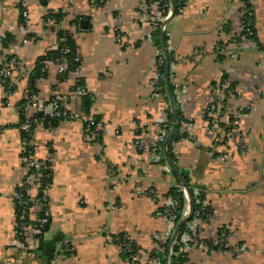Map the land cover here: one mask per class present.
Masks as SVG:
<instances>
[{"label":"crops","instance_id":"crops-1","mask_svg":"<svg viewBox=\"0 0 264 264\" xmlns=\"http://www.w3.org/2000/svg\"><path fill=\"white\" fill-rule=\"evenodd\" d=\"M144 3L0 0V69L10 58L21 63L9 91L0 82V264H128L118 243L121 236L150 254L165 232L161 206L180 183L170 169L164 170L166 162L155 163L150 152L134 145L137 139L153 141L155 121L166 107L170 110L163 94L152 95L160 29L144 20ZM250 5L256 49H238L232 41L239 32L237 0H185L183 12L164 26L166 51L179 57L171 82L183 90L173 86L174 94L182 114L194 122L192 138L173 147L174 167L204 193L210 213L200 227L205 247L179 242L185 264H264V0ZM58 13L63 14L59 24L45 23L49 14ZM59 30L73 34L81 69L61 81L57 66L46 62V75L35 85L37 99L59 98L65 108L81 111L84 100L66 99L79 79L88 95V115L103 126L95 140L87 139L77 121L34 128V157H51L45 191L50 218L40 239L30 232L20 240L13 195L26 174L22 108L34 67L56 48ZM221 34L227 54L215 51ZM28 37L33 40L24 43ZM226 76L237 95L225 103L222 123L234 127L236 137L216 147L225 128L208 132L201 115L211 101L212 84ZM238 142L245 151L237 150ZM222 153L228 154L224 162L216 159ZM221 232L226 235L223 250L210 245ZM41 243L55 246L50 263L38 251Z\"/></svg>","mask_w":264,"mask_h":264},{"label":"built area","instance_id":"built-area-1","mask_svg":"<svg viewBox=\"0 0 264 264\" xmlns=\"http://www.w3.org/2000/svg\"><path fill=\"white\" fill-rule=\"evenodd\" d=\"M239 1V32L235 38L232 39L234 42L235 48H252L256 49V42L252 38L253 34V10L249 11L246 8L245 2L243 0ZM249 3L251 0H248ZM177 13L173 14V17L179 16L184 9L185 0H177ZM165 11L159 9V2L153 0H145V3L142 7L144 13V20H146L152 29L161 30L162 22L170 16L171 8H167L165 5ZM23 20L26 23L27 14L25 11H22ZM52 19H47L45 23H53ZM164 29V27H163ZM117 33V40L120 41V35ZM221 34L220 39L215 45V51L221 54H227L226 45L224 44L225 38ZM33 40V38H27L23 42L27 43L28 41ZM154 55L152 73L153 77L151 80V89L153 97H160L162 93L161 82L164 81V74L160 72V67H164V55L162 50L158 47L156 48ZM67 50H63L65 53ZM74 61L77 62V67L74 71L69 72L68 74H78L81 69L80 57L77 55L74 58ZM179 62V57L174 55L173 60L169 63V72L172 74L174 69H176L177 63ZM57 66V74H63L66 72V61L64 59L57 60L54 63ZM21 71V63L16 58H10L7 60L5 65L0 69V82H5L8 84L7 89L9 91L12 86L13 78L18 77V74ZM8 80V81H7ZM79 79L75 80L72 88L67 94L66 99L68 101H74L80 99L86 94L85 89L82 85L78 84ZM173 86L180 93L182 92V87L179 84H176L173 79ZM236 89L235 85L231 82L228 76L220 78L215 81L211 86V101L206 105L202 111V119L204 117L209 118V122L205 123V129L210 133H217L222 123L223 118V108L225 103L228 100L236 98ZM179 105V102H178ZM180 107V106H179ZM162 113V118L158 121H155V125L158 127V131L153 139V141L146 143L143 139H137L134 142L136 149L142 152H150L153 156L155 163L163 162L164 158V141L171 130L172 121L168 120V114L170 110L168 107L165 108ZM181 110V109H180ZM24 114V121L20 124V131L23 135V140L25 142V148L23 150L22 161L26 169L25 176L21 179L14 195L13 199L15 202L16 209V237L20 240L25 239L28 233L36 234L35 237L39 238L42 235V231L46 228L50 212L48 208V199L46 196V189L48 188L49 175L42 173L44 170H50L51 157L47 156L42 160H38L34 157V148L32 146L31 140L34 128L46 121L47 127L51 128L53 121L59 122H72L77 121L81 122L84 126V131L88 140H95L101 133L103 124L101 122L94 121L89 115L84 114L82 111H71L65 108L60 102L59 98H53L48 103H42L37 99L36 95L28 94L26 103L22 108ZM182 114V111H181ZM179 126V134L182 136V139L190 140L192 138V130L194 128V122L182 114V119L179 122H175ZM227 127V126H226ZM236 129L231 127L230 129L224 130L222 138L215 141L216 147H221L231 142L235 137ZM177 143V142H176ZM173 143V147L176 145ZM237 150L243 152L246 149V146L243 143H236ZM210 155L214 156L213 152H210ZM216 159L219 161H226L228 159V154L222 153L219 156H216ZM164 170H169V167L164 165ZM178 192L182 195L184 209L179 211L180 200L178 197L167 196L163 200L159 218H161L166 223V230L161 237L158 238V244L153 250L152 253L146 254L140 251V249L134 244V242L126 236H121L118 239L119 246L122 253L126 257L128 264H169V256L171 255V247L168 248L169 242L176 224L178 223V217L181 215V218L186 214L188 210V198L186 195L185 189L180 185ZM193 196L196 198V204L199 205L198 211L195 213L193 218H191L187 223L188 236L184 234L181 236L180 241L186 243L190 241L199 247H205L203 240L200 237V227L201 223L204 221L201 219V213L204 211V208L207 207L206 199L204 198V193L199 189L192 188ZM136 193H140L137 191ZM150 195H153V191L149 192ZM208 208V207H207ZM206 219L209 218L210 213L205 214ZM180 218V219H181ZM179 236V235H178ZM220 237L212 239L210 245L216 247L217 249L223 250L225 248L226 235L221 232ZM179 241V242H180ZM181 244V243H180ZM152 254V255H151ZM165 254V255H164ZM146 256L145 263H142L141 258ZM161 257L165 259V262H161Z\"/></svg>","mask_w":264,"mask_h":264},{"label":"trees","instance_id":"trees-1","mask_svg":"<svg viewBox=\"0 0 264 264\" xmlns=\"http://www.w3.org/2000/svg\"><path fill=\"white\" fill-rule=\"evenodd\" d=\"M43 1L47 2L48 0H43ZM146 1H148V0H146ZM153 1H156V2L158 1L159 2V9L160 10L163 9L164 11H165V7H164L165 5L167 6V8L168 7L171 8V5H170V1H171L172 2V6H173L172 8H173V11H174L173 14L176 15L177 8H178L177 0H153ZM243 1L245 2L246 8L249 11H252L251 10L252 8H251V5H250L249 1L248 0H243ZM46 19H52L54 21V24L57 25L63 19V14L62 13L49 14V16L46 17ZM71 25L76 26V22L75 21H71ZM252 32H253L252 38L255 41L254 29H253ZM159 35H160V32L157 31L155 33V40H156L157 47L161 50L160 41H159V38H158ZM63 50H67V51L65 53H63ZM76 55H77V46L75 44V40H74L73 34L68 32V31H63V30L57 31V45H56V48L54 50L46 53L44 56H42L38 60V62L36 63V65L34 67V73L31 76L30 82H29V85H30V91H29L30 93H29V95L30 94L36 95L35 85H36V82L41 77H44L46 75L45 70H44L46 62L56 63L57 60H61V59H64L66 61V72H64L63 74H60L58 76V79L63 81L64 79H66L68 73L74 71V69L77 67L78 64H77V62L74 61V58L76 57ZM167 56H168V59H169V63H171L172 60H173L172 53L167 51ZM160 72L162 73V75L164 74V67L163 66L160 67ZM78 84L83 86V84L81 83V80L78 81ZM161 87L162 88L160 90V93H162L164 95L165 100H168L167 91H166V88H165L164 81L161 82ZM169 88H170V93L172 95L173 102H174V110H175L176 122H179V120L182 119V114H181L180 107H179V105L177 103V100H176V97H175V94H174V87H173V84L171 82V73L170 72H169ZM80 100L82 102L84 100V105L82 106V110L81 111L84 114L88 115L89 114L88 113V108H87L88 107L87 106L88 105V100H89L88 99V95L85 94L84 96H82L80 98ZM168 120L172 121L171 112L168 114ZM203 121L204 122H209V118L208 117H204ZM58 122L59 121H53L51 126H55ZM44 125L47 127L46 121L44 122ZM220 126L224 127L225 130L227 129V127H225V124H223V123H220ZM181 139H182V136L179 134V126L177 124L176 128H175V131H174V134H173V137H172L169 145L167 146V150H166L167 159L173 165H175V158H174V155H173L172 145H173V143H176V142H178ZM163 161L166 162L165 156L163 158ZM42 173L49 175L50 171L44 170ZM181 175L184 178V180L186 181V183H187V185H188V187L190 189L192 198H193L192 215H191V218H193L195 213L198 211L199 205L196 204V198L193 196L192 186L189 184V179L187 178V176L185 174H181ZM167 196L178 197V199L180 200V203L182 204L180 206V208H179V211L184 209L182 195H181L180 192H178L177 188L170 189L168 191V193H167ZM207 213H209V210L206 207V208H204V211L201 213V219L202 220L206 219V215L205 214H207ZM180 218H181V215L178 217L177 221H179ZM44 230L42 231V234H43ZM187 230H188L187 229V225L184 224L182 226V228H181L179 236L176 238L175 243L172 245V255L169 256V264H185V262L187 261L186 253H183V252L179 251V246H181L179 241L181 239V236L184 233H186ZM38 251L41 253V255L46 260V262L50 263L51 260L54 258L55 246H54L53 243H47V244L41 243ZM160 258H161V262L164 263L165 259H163V257H161V256H160Z\"/></svg>","mask_w":264,"mask_h":264},{"label":"water","instance_id":"water-1","mask_svg":"<svg viewBox=\"0 0 264 264\" xmlns=\"http://www.w3.org/2000/svg\"><path fill=\"white\" fill-rule=\"evenodd\" d=\"M170 5H171V7H173L171 1H170ZM173 12L174 11H173V8H172L170 16L162 22V29L160 30V47H161V50H162L163 55H164V84H165V88H166V91H167V97H168V100H169L170 110H171V114H172L171 130H170L169 134L167 135V137H166V139L164 141V149H165L164 156H165V159H166L167 166L169 167L171 173L177 178V180L179 181L180 185L186 191V195H187V198H188V210H187L186 214L176 224V227L174 229L173 235H172V237H171V239L169 241V245H168L169 249H170V245L176 240V238L180 234L182 226L184 224H186L191 219L192 204H193V198H192L190 189H189L186 181L182 177L181 173H179L178 170L174 167V165L170 161H168L167 156H166L167 155V153H166L167 146L169 145V143H170V141H171V139L173 137L175 128H176V123H175L176 122V117H175V110H174V102H173V98H172V95L170 93V88H169V59H168V56H167V51H166V46H165V33H164L163 27L167 24L168 21H170L173 18ZM83 24H84V22H83Z\"/></svg>","mask_w":264,"mask_h":264},{"label":"rangeland","instance_id":"rangeland-1","mask_svg":"<svg viewBox=\"0 0 264 264\" xmlns=\"http://www.w3.org/2000/svg\"><path fill=\"white\" fill-rule=\"evenodd\" d=\"M184 253V251H182Z\"/></svg>","mask_w":264,"mask_h":264}]
</instances>
